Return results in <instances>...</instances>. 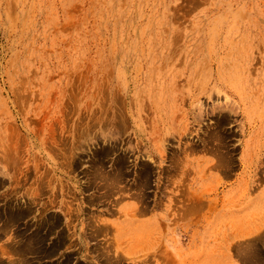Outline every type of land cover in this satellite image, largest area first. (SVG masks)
I'll return each instance as SVG.
<instances>
[{
  "label": "rangeland",
  "instance_id": "obj_1",
  "mask_svg": "<svg viewBox=\"0 0 264 264\" xmlns=\"http://www.w3.org/2000/svg\"><path fill=\"white\" fill-rule=\"evenodd\" d=\"M263 215L264 0H0V264H259Z\"/></svg>",
  "mask_w": 264,
  "mask_h": 264
},
{
  "label": "crops",
  "instance_id": "obj_2",
  "mask_svg": "<svg viewBox=\"0 0 264 264\" xmlns=\"http://www.w3.org/2000/svg\"><path fill=\"white\" fill-rule=\"evenodd\" d=\"M211 215H213V218L215 220H220L222 218V213L221 212H217V213H212ZM152 214L148 213L145 216H143L144 222L148 223L150 222L151 218H152ZM251 230H252V234H259V232H261V230L264 229V215L261 217H255L252 219V223L250 226ZM180 228H178L179 230ZM178 232L182 233L181 230H179ZM188 235L193 234V232H189L187 233ZM172 251H177L180 249H184V250H198V251H225L226 248L223 247L222 245L216 244V243H207V244H201L199 242L196 243H192L190 241V238L186 237V241L181 243V247L182 248H178V246L176 244H171L170 245ZM262 251H264V247L261 248ZM263 258H264V253H263ZM235 260L238 262V264H246L244 260L240 259V258H235ZM183 262H185L184 264H234V262H232L231 260H227L225 258V255L217 253V254H209V253H205V254H201L198 256H189L186 258V260L179 258H175V259H171V264H183ZM259 264H264V259L259 263Z\"/></svg>",
  "mask_w": 264,
  "mask_h": 264
},
{
  "label": "flooded vegetation",
  "instance_id": "obj_3",
  "mask_svg": "<svg viewBox=\"0 0 264 264\" xmlns=\"http://www.w3.org/2000/svg\"><path fill=\"white\" fill-rule=\"evenodd\" d=\"M160 199V196H157V199ZM151 200L155 201L156 200V196H154L153 198H151Z\"/></svg>",
  "mask_w": 264,
  "mask_h": 264
}]
</instances>
